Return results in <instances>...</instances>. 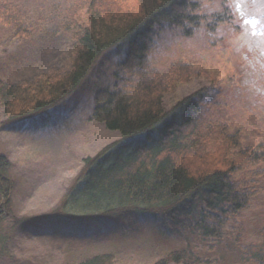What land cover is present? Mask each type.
<instances>
[{"label":"rangeland","instance_id":"obj_1","mask_svg":"<svg viewBox=\"0 0 264 264\" xmlns=\"http://www.w3.org/2000/svg\"><path fill=\"white\" fill-rule=\"evenodd\" d=\"M88 1L0 0V82L30 87L65 76L75 56L73 31L86 19ZM193 14L199 22L191 26V35L163 23L153 30L150 65L163 79H171L178 68L187 76L169 83L173 89L162 99L166 111L201 94L189 141L194 151L208 154L231 138V153L256 156L234 175L256 192L225 224L224 240L186 230L167 234L168 221L109 219L89 228L33 224L35 217L60 207L85 159L120 139L91 118L99 90L124 86L119 66L124 53H110L76 93L36 118L10 123L0 106V155L9 163L6 176L13 187L9 204L0 196L8 250L1 264H77L99 254L112 255L114 264H154L187 249L197 259L194 264H251L239 259L237 249L264 246V0H199ZM20 24L29 36L16 38Z\"/></svg>","mask_w":264,"mask_h":264},{"label":"trees","instance_id":"obj_2","mask_svg":"<svg viewBox=\"0 0 264 264\" xmlns=\"http://www.w3.org/2000/svg\"><path fill=\"white\" fill-rule=\"evenodd\" d=\"M198 1L89 0L86 19L73 31L75 56L65 76L39 80L30 87L0 82V106L8 121L18 124L44 114L76 93L104 56L124 53L119 64L124 86L99 90L91 115L108 130L118 132L120 139L96 157L85 159L79 178L60 207L35 217L34 225L71 223L89 228L109 219L116 223L168 221L167 234L186 230L217 242L224 240L225 224L247 208L256 192L255 186L235 180L234 175L252 165L256 156L231 153V138L208 154L194 151L189 141L198 124L201 94L184 98L166 111L162 98L173 89L169 83L183 82L187 76L178 68L171 79H163L150 65L153 30L163 23L191 35V26L199 22L193 14ZM29 32L20 24L15 36H29ZM9 169L0 155V196L6 204L13 191L6 176ZM4 218H0V234ZM6 242L2 233L0 264L8 252ZM237 253L244 263L264 264V246H242ZM196 260L187 249L154 264H194ZM77 264H114V258L99 254Z\"/></svg>","mask_w":264,"mask_h":264},{"label":"bare ground","instance_id":"obj_3","mask_svg":"<svg viewBox=\"0 0 264 264\" xmlns=\"http://www.w3.org/2000/svg\"><path fill=\"white\" fill-rule=\"evenodd\" d=\"M163 99V98H162ZM179 102V101H178ZM168 117V116H167ZM162 120H165V119H162ZM170 120V119H167V121ZM170 122V121H169ZM102 224H98V225H94L93 227H99L101 226Z\"/></svg>","mask_w":264,"mask_h":264}]
</instances>
